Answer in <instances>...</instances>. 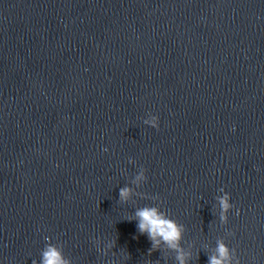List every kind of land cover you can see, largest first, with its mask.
Masks as SVG:
<instances>
[{
    "label": "clouds",
    "instance_id": "obj_1",
    "mask_svg": "<svg viewBox=\"0 0 264 264\" xmlns=\"http://www.w3.org/2000/svg\"><path fill=\"white\" fill-rule=\"evenodd\" d=\"M143 123L150 126L157 131L160 127L159 117L152 115L150 119H146ZM102 151L107 152V148H103ZM130 162H134L130 159ZM137 181H148L147 169L142 167V170L136 176ZM131 195V189L129 187H122L119 190V198L121 202H126ZM220 205V220L222 222L228 221V212L233 209L235 205L230 203V193H225L224 196L219 197ZM240 214L239 209L236 210V215ZM134 218L138 221L137 228L141 235L146 234L148 239L152 242V247L148 250L149 255L153 251L158 249V245L163 242L169 248L177 250L176 259L179 264H186L185 254L180 248V241L182 239L184 225L178 224L177 221L168 217L165 212L160 211L156 206H145L138 208L134 213ZM234 234V233H233ZM45 239H48L47 237ZM217 255H213L209 258L208 264H231V255L229 248L222 242L218 241ZM33 264H36L33 261ZM40 264H68V261L64 259L60 250L55 246L48 244L45 250L42 252V260ZM237 264L239 261L237 260Z\"/></svg>",
    "mask_w": 264,
    "mask_h": 264
}]
</instances>
